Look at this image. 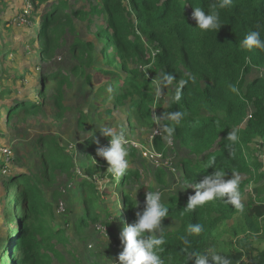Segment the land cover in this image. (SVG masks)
Returning <instances> with one entry per match:
<instances>
[{
	"label": "trees",
	"instance_id": "obj_1",
	"mask_svg": "<svg viewBox=\"0 0 264 264\" xmlns=\"http://www.w3.org/2000/svg\"><path fill=\"white\" fill-rule=\"evenodd\" d=\"M42 2L45 7L34 41L39 58L52 65L57 50L66 46L75 64L69 71L61 69L60 63L42 69L39 97L13 99L14 111H8L7 121L38 114L47 103L55 112H61V86L70 75H76L96 86L95 101L104 107L107 116L128 105L132 115L150 123L152 109L160 108L162 99L145 74L160 71V80L172 86L165 109L167 118L160 119L161 132L169 135L166 127L174 126L170 137L190 156L178 162L183 181L195 188L205 175L222 168L227 173L225 180L233 173L244 176L241 197L248 182L258 183L247 192L242 213L227 204L225 196L182 215L189 196H170L166 202L168 215L162 219L170 218L178 226L165 234L161 259L165 264H180L184 247L180 237L189 225L202 224L204 230L190 237L194 248L202 253L216 248L231 264H264V249L247 243L248 235L264 236V164L256 154L264 148V75L248 78L254 69L264 70V51L243 45L248 33L258 27L264 38V0H232L230 8L220 10L223 24L216 33L200 31L191 13L196 6L209 12L218 0H128L127 5L122 0H99L88 12L65 0ZM91 15L103 22L95 26V38L102 42L99 54L108 63H117L115 69L95 68L96 42L76 34L75 19ZM90 68L94 74L87 73ZM178 90L179 101L175 100ZM177 111L183 113L178 126L171 119ZM234 129L239 139L233 144L227 134ZM153 143L159 148L161 138H154ZM32 148H37L35 171H23L0 159V166L7 170L2 185L13 184L16 188L5 212L7 217L9 214L5 223L11 222L12 216L15 226L0 238V264L2 258L3 264H49L52 256L62 258L56 243L67 242L65 230H55L48 223L53 218L52 202L46 200L44 190H51L58 198V176L72 179L75 163L56 137L41 135ZM127 148L138 150L131 145ZM94 157L100 158L97 153ZM165 172L158 168L157 179L163 180ZM87 173L92 175L93 167L89 166ZM140 175L139 170L128 169L117 185L123 193L126 225L136 222L139 211L131 195L124 193V186L137 183ZM76 181V193L90 192L80 200L82 214L75 231L90 225H110L109 210H102L96 201L97 188L78 177ZM149 190L140 188L143 198ZM114 256V264H120L118 254ZM186 264H194V259Z\"/></svg>",
	"mask_w": 264,
	"mask_h": 264
},
{
	"label": "rangeland",
	"instance_id": "obj_2",
	"mask_svg": "<svg viewBox=\"0 0 264 264\" xmlns=\"http://www.w3.org/2000/svg\"><path fill=\"white\" fill-rule=\"evenodd\" d=\"M42 1L44 0L34 2L0 0V136H3L0 137V159L5 164L20 166L23 171H26V168L35 171L37 148L34 150L32 143L41 135L58 138L60 144L72 156L75 170L72 179L63 174L58 176L56 185L57 192H60L58 198L51 190H44L46 200L52 202L53 218L48 223L55 230L63 228L67 237L66 243H56L55 247L62 258L52 256L49 264H114L116 262L114 255L123 249L119 237L121 230L126 226V220L124 200L121 197L123 193L119 192L117 186L120 180L108 173V164L102 157H94L98 149L109 144V138L103 135L102 128L108 127L123 132L127 141L126 147L131 145L138 149L134 150L135 152L128 150V169L139 170L141 175L137 183L124 186V193L135 199V209L140 214L146 208V200L140 194L141 187L143 190L158 188L164 194L162 202L165 204L170 196L176 194L190 196L196 192L194 187L183 181L181 169L178 167L180 159H188L190 156L172 137L161 132L160 119L167 118L165 109L170 101L172 86L160 80V71L145 74L146 80H150L158 97L162 99L161 107L152 109V122L149 123L132 115L128 105L115 109L112 115L107 116L104 114V107L95 101L96 86H90L83 78L70 75L61 86L62 107L59 109L61 112H55L47 103L44 110L38 114L28 115L24 120L15 116L11 121H7L8 111H14L13 99L31 100L39 97L42 69L49 70V67L53 68L60 63L61 69L69 71L75 64L66 46L57 50L52 65L47 64L49 67L39 58L34 41L37 38L36 31L41 12L45 7ZM65 1L72 7L88 12L91 5H95L99 0ZM122 1L125 5L128 4V0ZM74 23L78 37L96 42L95 68L115 69L117 63L110 64L99 54L102 42H97L95 38V26L103 22L91 15L75 19ZM70 39L71 36L68 35V43ZM93 70L90 68L86 71L94 74ZM259 75H264L263 69H254L248 78L252 79ZM157 137L161 138L159 148L153 143V139ZM168 140H171V144ZM255 142H258V139ZM154 150L162 154L158 162L144 156V153L149 154ZM256 154L264 164V148L256 151ZM89 166L93 167L92 175L87 173ZM158 168H164L166 171L161 181L156 177ZM6 173L7 170L0 166V238L15 226V219L12 216L11 222L5 223L9 219V214L7 217L5 212L8 210L9 202L14 200L16 192L13 184L9 187L2 185L1 178ZM239 176L241 180L244 179L243 175ZM77 177L97 188L96 201L102 210H109L110 225H90L86 229L75 231L82 214L80 200L90 192L76 193L79 190ZM257 184L251 181L246 184L245 194L241 197L242 202L247 201V192ZM92 193L94 197L95 194ZM177 226L176 221L165 218L161 219L159 229L154 231L158 236L161 230L166 234L175 230ZM226 239L229 240L230 236L227 235ZM247 239L248 244L264 249L262 234L248 235ZM1 247L2 245L0 255ZM3 262L2 258L1 264Z\"/></svg>",
	"mask_w": 264,
	"mask_h": 264
},
{
	"label": "clouds",
	"instance_id": "obj_3",
	"mask_svg": "<svg viewBox=\"0 0 264 264\" xmlns=\"http://www.w3.org/2000/svg\"><path fill=\"white\" fill-rule=\"evenodd\" d=\"M231 6L232 0H218V3L214 4L209 12H206L202 7L196 6L193 7L191 17L195 20L196 26L200 31L216 33L223 24L220 18V10ZM243 45L249 50L257 48L264 51V38H262L259 27L257 30L248 33L243 40ZM168 79L171 80L172 77ZM180 87H183V82ZM179 98L180 92L178 90L175 100L179 101ZM182 117L183 113L179 111L171 114V119L174 125L177 126L181 123ZM101 131L103 135L109 138V144L107 147L98 149L97 154L107 162L108 173L113 174L118 180L129 167L127 141L123 132H117L113 128L104 127ZM166 131L171 136L174 126H167ZM227 139L233 144L236 143L239 139L238 130L234 129L228 132ZM168 143L171 144V140H168ZM171 171L173 172V170ZM226 175L227 173L222 168L205 175L195 185L197 190L194 195L189 196L182 215L194 209L202 208L209 201L220 200L225 196H227L225 202L242 213L244 204L241 199V178L238 174L233 173L230 179L225 180L224 177ZM163 196V192L158 188L147 191L145 210L142 214L137 213L138 218L134 224L126 225L121 230L119 238L123 249L118 254L120 264H165V261L160 256V253L164 252L165 234L161 230L160 235L157 236L154 231L159 229L161 219L168 215V206L162 202ZM133 203H136L135 199ZM203 230L202 224L189 225L186 229V234L180 237L184 245L181 249L183 256L180 264H186L187 261L193 259L194 264H231V260L216 248H209L202 253L193 247V241L190 237L199 235ZM107 240L106 235V242ZM209 255L211 256V261L209 260Z\"/></svg>",
	"mask_w": 264,
	"mask_h": 264
},
{
	"label": "built area",
	"instance_id": "obj_4",
	"mask_svg": "<svg viewBox=\"0 0 264 264\" xmlns=\"http://www.w3.org/2000/svg\"><path fill=\"white\" fill-rule=\"evenodd\" d=\"M144 156L145 157L149 156V158L153 159L155 162H158L162 158V154L159 152H156L155 150L154 152H149V154L144 153Z\"/></svg>",
	"mask_w": 264,
	"mask_h": 264
}]
</instances>
